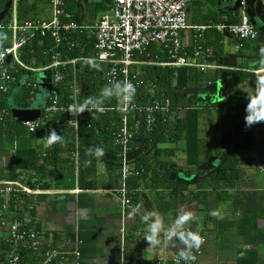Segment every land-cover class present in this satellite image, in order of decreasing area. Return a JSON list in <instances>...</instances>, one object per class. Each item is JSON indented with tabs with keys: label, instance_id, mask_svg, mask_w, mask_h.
Returning a JSON list of instances; mask_svg holds the SVG:
<instances>
[{
	"label": "crops",
	"instance_id": "crops-1",
	"mask_svg": "<svg viewBox=\"0 0 264 264\" xmlns=\"http://www.w3.org/2000/svg\"><path fill=\"white\" fill-rule=\"evenodd\" d=\"M77 4L73 16L76 12L80 14L83 20L80 24L96 20L91 7L82 5L78 10ZM189 4L193 12L187 14L188 22L207 25L199 40L220 65L207 71L187 67L196 74L182 90L187 107L176 115L184 117L187 108L199 112L198 142L192 143L193 154L187 152L183 134L177 139L168 137L171 136L168 127L162 131L166 134L165 140L155 145L133 142L130 152L135 156L129 157L142 171L126 181L132 189V199L123 210L114 191L120 184L118 150L110 139L96 141L104 149L102 157L92 159L83 155L80 160L75 156L77 148L70 150L69 144L57 142L50 146L57 147L47 162L36 164L28 159L26 167L16 170L17 177L12 172L15 146L8 142L0 144V181L15 180L33 191L0 195V264L6 263L11 249L7 223L16 220L38 233L44 249L56 247L67 255L79 251L82 264H170L184 245L182 241H177L175 246L167 242L166 229L186 210L192 211L193 219L184 230L196 229L204 239L199 248L200 264H264V121L248 126L253 137L250 148L235 150L238 144L235 136L236 133L240 136L238 130L245 125L247 113L246 108L234 106L237 96L243 97L247 104L248 95L256 92L257 76H264L260 52L264 47V33L256 25L258 35L254 40L235 39L224 32L236 49L221 52L223 37L217 25L223 23V16L227 17L226 24L238 21L241 11L231 10L234 0H192ZM258 7L261 6L258 4ZM181 38L189 49L193 31H182ZM145 66L138 64L135 69L141 75ZM204 83H215L217 88L206 91ZM156 88L154 83L148 94L152 95ZM219 91H223L222 96ZM143 92L140 89L136 94L143 96ZM43 105L42 100L31 108L42 109ZM174 116L175 112L170 120ZM26 139L24 144L28 143ZM29 140L27 148L48 147L40 138ZM219 147L228 150V156L223 157L225 161L236 154L235 173L226 171L232 176L231 184L219 179L217 174L225 162L219 161V154L216 156ZM196 158L200 163L214 164L205 170L196 169ZM59 182L73 183V187L58 188ZM137 204L142 206L141 210L133 215L131 210ZM148 210L159 213L164 223L162 243L156 247L149 246L145 240L148 225L142 221L141 214ZM22 261L36 264V257L24 250Z\"/></svg>",
	"mask_w": 264,
	"mask_h": 264
},
{
	"label": "built area",
	"instance_id": "built-area-1",
	"mask_svg": "<svg viewBox=\"0 0 264 264\" xmlns=\"http://www.w3.org/2000/svg\"><path fill=\"white\" fill-rule=\"evenodd\" d=\"M192 0H109V10L112 20L108 15H101L98 20L90 24H80L75 21L71 12L65 9V0H49L50 15L47 18L28 17L21 22L17 20V0H11L10 6L4 15L9 14L8 20L0 18V29L7 28L10 31L8 45L0 46V95L9 91L15 76L11 71L17 72L22 69L26 72L22 82L32 89L31 100L35 99L34 90L37 82L31 74L36 71H48L51 83L47 89V104L43 105L42 112L45 114L70 113L69 105H76L78 87L73 79L70 88L74 101L68 104L59 102L58 89L55 85L65 79L63 68L66 65L74 66L77 61L84 58L103 64L102 78L104 85L113 84L121 75L122 81H130L136 87V92L143 89V97L151 92L154 83L150 80L144 82L140 77L135 65H154L170 68L195 67L200 71L216 69L220 65L211 57L210 50L201 45L199 38L206 30L207 25L190 24L187 19L186 6ZM240 1V14L237 22L226 24V16L223 23L217 25L220 32H227L235 39L254 40L257 29L251 22L245 11L247 0ZM2 0H0V3ZM4 7L0 4V14ZM191 29L193 42L190 48H186L181 38V32ZM248 35L244 36L243 32ZM74 34H84L93 39L92 54L86 57L60 58L59 50L61 43L70 45ZM49 38L50 47L46 50L45 61L35 68L21 59L22 49L33 39ZM155 47V48H154ZM157 49L165 53L164 61L157 60L156 55L151 56V49ZM136 94V93H135ZM91 110V109H89ZM87 110V111H89ZM116 110L121 112L120 125L112 134V143L118 150L120 161V184L114 190L121 201L124 210L131 203L132 189L126 181L130 176L139 175L141 168L136 167L129 157L131 143L135 135L144 131L149 133L154 129L157 122L166 117L171 110V101L168 96L148 98L147 101L133 99L129 106H119ZM6 114V109L0 107V121ZM73 114V113H72ZM77 117L69 119V124L77 129ZM162 117V118H161ZM22 125L30 133H35L38 126L46 128L42 119L22 122ZM90 126V125H88ZM45 146H48L47 136L42 137ZM77 156V152H75ZM12 192H33L18 181H0V195ZM7 236L11 245L5 264H24L22 253L30 251L36 257V264H82L79 260V251L70 255L55 248H43L38 233L31 228L25 227L23 221H11L7 223ZM204 241V239H203ZM199 263L201 249L193 253ZM178 255L173 256L170 264H177ZM156 264H164L158 262ZM183 264V261H181Z\"/></svg>",
	"mask_w": 264,
	"mask_h": 264
},
{
	"label": "trees",
	"instance_id": "trees-1",
	"mask_svg": "<svg viewBox=\"0 0 264 264\" xmlns=\"http://www.w3.org/2000/svg\"><path fill=\"white\" fill-rule=\"evenodd\" d=\"M9 1L10 0H2V2L0 3L1 7H7ZM42 4H49V0H18V22H21L22 20L33 15L36 17L39 6ZM74 6L76 7L75 0H65V9L71 12L72 15L74 13ZM30 14L32 15L29 16ZM8 16L9 14L7 13V15H4L3 18L5 20H8ZM0 32H4L7 34V39L0 41V46L8 45L10 42V31L7 28H2L0 29ZM70 43V45L61 43L59 48L61 52V59L66 60L83 56L86 57L92 54V38L86 37L84 34H74L71 37ZM50 45L51 40L49 38L41 39L39 37H36L22 49V61L28 64L32 61L35 65H38L39 63L45 61L47 56L46 50L50 47ZM152 55H156L157 60L159 61H164L166 59L164 52L154 48L151 49V56ZM100 65L101 67L99 69L93 68L90 64H85L82 60L76 62L74 69L71 65H66L65 68H63V71L65 73L64 81L55 85V88L58 89L59 102L61 104H68L74 101L70 88L73 79H75V83L78 87V103L82 102L88 96L98 97L101 93V90L105 87L102 78V70L105 68V66L103 64ZM11 72L15 76V81L12 82V86L9 91H7L3 95H0V107L6 109V114L0 121V144L8 142L12 146H15V164L12 171L13 173H15L19 168L26 167L28 159H31V161H34L36 164H42L48 161L50 155L52 156L55 154L54 151H56L57 146L52 148L49 146H43L42 148L37 150H35L32 146L28 148L26 146L28 143H30L29 138L34 137L42 139V137L48 135L49 130L52 128H54L64 137V143L69 144L67 149L71 150L77 148V157L79 156L78 160H80L81 156L83 155L89 156L92 159H96V156L89 154L87 150L89 148L97 147L96 141L98 139L103 138L110 139L112 141V134L114 130L119 127L120 118L122 115L120 111L116 110L120 106V102L115 97L104 100L102 105L104 109L103 111H99L96 108H91V110L89 111L86 110L80 113L77 117L76 130L71 124H69V119L73 117L72 113L45 114L44 112H42L41 118L45 123L46 128L44 129L42 126H38L35 133H30L28 135L27 129L22 125L21 122L17 120L16 117L12 115L11 110L14 108L28 109L32 107V103L34 101L30 99V91L32 88L30 86H27L26 82H22V78L26 75V72L24 70L20 69L17 72ZM195 74L196 71L194 69H189L187 67L170 68L154 65H146L145 67H142L140 75L142 80L153 81L154 83H156L157 88L154 93H152V95L147 93V95L143 97L142 95L138 96V94H135L134 98L143 102L150 97L157 98L168 96L171 101V111L166 117H164L165 121H162V119H160L154 129L149 133H145L144 131L138 132L135 135L132 143L141 141L145 144L155 145L157 142L165 140L166 134L162 133V131H164L166 127H168V132L169 134H171V136L168 137L177 139L183 134L187 143V152L190 151V155L193 154L194 147L192 143L198 142L197 133L199 130V112L198 110L187 108L184 117H178L176 113L179 112L182 108L187 107L182 99V90L186 87L189 80L195 77ZM118 81H122L121 75L119 76ZM35 92L36 91L34 90V94ZM44 92L45 95L41 97V99L43 100V104L45 105L47 104L48 100L46 96L47 89H45ZM234 106L236 108L243 109L246 108L245 106H247V104H245V100L243 97L237 96ZM174 112L175 116L174 120L172 121L169 117ZM239 133V137L237 136V133L235 136L237 137L236 140H238V144L235 147V150L240 149V147H244L247 149L250 148L253 137L246 123L239 128L238 135ZM26 137H28V139H26ZM24 139H26L25 142H28L27 144L23 143ZM25 150H29V152L26 154ZM196 154L199 155L197 150ZM235 155V153L231 154V156L226 159L224 164L220 166L217 171V174H219V179H225L228 184L232 183V176H230L229 173L231 171H234L235 173L236 169L237 159ZM193 157H195V155ZM116 158L117 160H119L118 152ZM188 158L189 157H187V161ZM194 163L199 164L200 161L196 158ZM227 170H229L228 174H226ZM15 176L17 177L18 174L15 173ZM56 186L58 188H65L66 186L70 188L73 187V183L65 184L59 182L56 184Z\"/></svg>",
	"mask_w": 264,
	"mask_h": 264
},
{
	"label": "clouds",
	"instance_id": "clouds-1",
	"mask_svg": "<svg viewBox=\"0 0 264 264\" xmlns=\"http://www.w3.org/2000/svg\"><path fill=\"white\" fill-rule=\"evenodd\" d=\"M18 1V0H17ZM9 1L8 7L10 6ZM6 7V6H4ZM4 9V8H3ZM244 36L248 35L247 31L243 32ZM7 34L0 32V41L6 40ZM261 70H264V47H261ZM85 64H90L91 67L99 69L100 64L89 58H84ZM136 93V87L130 81H117L113 84L106 85L98 97L88 96L82 102L76 105H69L68 111L70 113L79 115L80 113L96 108L99 111H103V102L105 99L115 97L119 100L120 106L125 107L131 105ZM248 103L246 106L245 121L247 126H252L254 123L264 121V76H257L256 92L254 95H248ZM42 113V109H41ZM38 119H42L41 115ZM37 120V119H35ZM22 123V122H21ZM47 136V145L50 147L57 142L64 143V137L57 132L54 128L50 129ZM88 153L96 157H102L104 155V149L102 147L89 148ZM91 160L87 163L91 164ZM141 205L137 204L132 208L131 213L137 214L141 210ZM142 221L148 225V232L145 234V240L149 242V246L156 247L161 245L162 238L161 233L165 231L164 223L159 213L155 210H148L141 214ZM193 219V213L190 210L180 212L174 222L166 229V240L172 245H177V241H182L184 247H180L178 250L177 264H193L197 260V256L193 254V249H199L203 243V237L198 231L190 228L185 231L184 226ZM178 238V240L174 239Z\"/></svg>",
	"mask_w": 264,
	"mask_h": 264
},
{
	"label": "rangeland",
	"instance_id": "rangeland-1",
	"mask_svg": "<svg viewBox=\"0 0 264 264\" xmlns=\"http://www.w3.org/2000/svg\"><path fill=\"white\" fill-rule=\"evenodd\" d=\"M76 3H78L77 4L78 10H80V7L82 5H83V7L84 6L91 7L92 10H90V12L94 13L96 20H98L101 15H108L109 18L112 20L111 12L109 10V0H77ZM260 5H262L264 7V0L260 1ZM232 7H234V5ZM7 9H8V6L4 7L0 16H3L5 14V12L7 11ZM234 10L239 11L240 8L238 6H235ZM186 12H187V14H189V13L192 14V12H193L192 4L188 3V5L186 6ZM49 15H50L49 4L48 5H46V4L40 5L39 10L37 12V16H39L41 18H46V17H49ZM74 18H75V21L78 23L83 22L80 14L78 12H76V16ZM188 21H189V19H188ZM221 34L223 37V40H222L223 44L220 45V49H222L221 52L226 53L229 50H235L236 45L233 42V40L231 38H229L228 36H226L223 32H221ZM29 64L31 66H34L35 68L38 66V65H35L34 62H32V61ZM41 74H42V71H36V72H33L31 74L32 79H34L37 82V89L39 90V91L35 92V99L32 103V106H37L39 103H41L42 102L41 97L45 95V92H44L45 89L41 88L40 83H39V80L42 77ZM204 85H205L206 91H210V90L217 88L215 83H211V84L204 83ZM221 90H222V88H221ZM222 92L219 91V95L221 94L220 96H222Z\"/></svg>",
	"mask_w": 264,
	"mask_h": 264
},
{
	"label": "water",
	"instance_id": "water-1",
	"mask_svg": "<svg viewBox=\"0 0 264 264\" xmlns=\"http://www.w3.org/2000/svg\"><path fill=\"white\" fill-rule=\"evenodd\" d=\"M260 1L261 0H247L245 3V8H246L245 11L250 16L251 22L257 26L259 31L264 33V7L260 5ZM258 4L259 6H261L260 8L258 7ZM235 6H238L240 8L239 0H234V7H232L231 10H234ZM1 17L3 16H0V18ZM41 75L42 77L39 80L40 87L43 89H48L50 87V80H51L50 73L48 71H45L42 72ZM11 112L12 115L16 117L19 122L34 121L35 119H38L41 115L40 108H28V109L14 108L11 110ZM129 156L134 157L135 156L134 152H130ZM210 164H214V163H211L210 161L201 162L196 165V169L205 170L211 166ZM216 168L217 167H215V169ZM192 176L194 177L195 175Z\"/></svg>",
	"mask_w": 264,
	"mask_h": 264
},
{
	"label": "flooded vegetation",
	"instance_id": "flooded-vegetation-1",
	"mask_svg": "<svg viewBox=\"0 0 264 264\" xmlns=\"http://www.w3.org/2000/svg\"><path fill=\"white\" fill-rule=\"evenodd\" d=\"M50 84H52L51 81H50ZM217 154H219V157H218L219 158V161L222 160V162H224L225 160L223 159V157L228 156V150H224V148L221 149L219 147L218 148V151L216 152V156H217Z\"/></svg>",
	"mask_w": 264,
	"mask_h": 264
}]
</instances>
